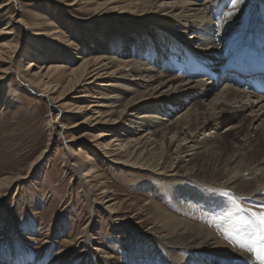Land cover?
<instances>
[{
    "label": "bare ground",
    "instance_id": "obj_1",
    "mask_svg": "<svg viewBox=\"0 0 264 264\" xmlns=\"http://www.w3.org/2000/svg\"><path fill=\"white\" fill-rule=\"evenodd\" d=\"M20 1L12 0L10 5L21 9L18 4ZM46 1L55 12L61 13L64 12V7L74 6L78 0ZM103 1L95 9L96 12L105 10L112 15L121 14L120 17L129 15L148 17L144 18L149 22L146 26L152 25L162 31L160 41L162 47L169 45L172 49L179 50L182 56L184 53L191 54V51L194 53L195 58L191 57V64L195 67V72L184 71L179 75L171 66L178 63V59L171 58L174 59L172 62L166 60L169 52H166L165 48L160 53L162 55L151 62L156 47L147 48L143 42L135 44L134 52L137 57L133 60L103 55L87 59L83 56L84 46L82 50L74 51V45L64 41L59 35L62 30L52 35L32 31L23 18H13L11 14L6 27L0 30V38H5L0 44V63L8 65L3 73L10 74L14 56L17 54L23 59L31 60L27 70L39 69L31 78L29 77L28 82L32 86L48 95L52 103L62 108L65 113L77 117L86 113L84 120L72 128L76 129L88 122L91 124L88 131L94 135L90 141L95 143L91 152L103 164L110 165L111 168L117 164V167L137 169L162 181H172L174 188L179 186L188 195L192 194V189L200 186L212 188L214 191L215 189L218 191V188L232 190L236 195L229 198V201L235 199L241 202L243 199L245 203H249L243 206L244 209H264V179L251 183L252 188L247 185L248 182L241 185L244 176L264 177V95L251 90V83L244 85L236 82L239 85L236 86L227 81L220 84L212 78L205 79L206 75L203 74L208 71L210 76L220 79L223 70L230 67L232 61L245 52L249 57V64L258 60L264 54V14L257 19L258 21H249L244 27L246 22L244 12L230 8L231 10L225 11L223 16L216 14L217 9L223 3H227L226 0ZM261 3H258V9L264 6ZM8 6L9 4H1L0 12ZM116 11L119 14L115 13ZM133 21L137 22L134 25L138 27L141 22H145L140 17H135ZM69 23L73 34L79 37L90 34L87 29H77L78 25L74 21L69 20ZM15 24L23 26L25 33L21 38L14 36L17 27ZM24 43L27 45L22 48L21 45ZM45 60L52 61L40 64ZM66 62L72 64V67H68ZM189 65L180 63L181 69L184 70ZM245 66H238L236 71L238 76L245 77V70H242ZM259 70H264V67L260 65ZM105 77L107 81L103 79ZM4 78L2 76L0 80ZM115 79L125 80L135 89V95L128 105L136 106L140 112L145 111L140 114L139 120L135 121L137 128L131 130L128 135H119V138L114 128L103 132V126H114L118 122L114 118V113L121 106L119 99L98 97L99 101L91 102L87 107H84V103L70 106L64 103L73 91L85 86L102 83L104 88H117L119 85H116L118 81ZM16 96L17 94L8 102L9 105L16 102ZM81 97L86 98V95ZM188 101L189 106L184 107ZM123 110L126 112V109ZM247 113L249 114L246 115ZM226 125L228 126L225 127L224 134L227 136H224L220 130ZM53 131L54 129H51V133ZM81 138L88 139L86 135H81L68 142L75 144ZM65 146V150L70 154V145ZM80 154L84 155L82 150ZM42 155L31 164L28 175L40 162ZM74 169L81 184L89 188L88 179L93 177L95 171L89 168L88 161L75 164ZM26 178L27 176L0 178L1 207L12 188L17 187ZM219 181L220 183L216 184ZM186 182L192 183L191 187L186 185L188 184ZM88 190L91 194L90 188ZM99 191L101 197L95 198L93 202L96 208L105 214L109 225L134 230L129 218H122L123 216L119 215L117 203H113L115 199L111 192L104 187ZM213 196V199H216L219 194L213 192ZM217 199L218 202L228 203L218 197ZM256 203L262 205L261 208L255 205ZM154 207L162 208L155 204ZM182 213L165 212L157 220L161 231L150 228L145 233H148L147 237L156 240L155 245L161 256L166 257L167 253L174 264H245L244 258L250 254L240 248L231 247L224 239V236L230 233V229L227 233L213 221L204 219L200 221L197 217H192L194 214L190 216ZM222 213L225 211L215 214L220 216ZM244 215L247 217L248 213L244 212ZM237 230L240 232L238 235L242 237L251 231L247 226ZM56 234L58 236V233ZM48 240L50 241V238ZM95 240L92 233H89L88 237L84 241L79 240L78 244L86 243L93 247L98 244ZM75 242L76 240L72 241ZM101 247L103 246L98 244L92 249L100 257L90 259L88 264H116V256ZM25 258L30 259L26 254L21 255V261L15 263L28 264ZM38 261L37 264L46 262L42 257Z\"/></svg>",
    "mask_w": 264,
    "mask_h": 264
},
{
    "label": "rangeland",
    "instance_id": "obj_2",
    "mask_svg": "<svg viewBox=\"0 0 264 264\" xmlns=\"http://www.w3.org/2000/svg\"><path fill=\"white\" fill-rule=\"evenodd\" d=\"M103 2V0H78L74 6L64 7V12L57 13L46 0H21L18 3L21 9L13 8V5H10L12 0H0V5L9 4L0 12V30L6 27L11 14L13 18H23L30 29H33L32 31L37 30L52 35L62 30L59 35L64 41L74 45V51L82 50L84 46L83 56L87 59L103 55L133 60L137 57L134 52L135 44L143 42L147 48L156 47L152 62L162 55L160 53L164 48L169 49V45L161 46L162 31L152 25L146 26L149 22L144 18L148 17L135 16L145 21L138 27L134 25L137 22L133 21L135 17L132 15L128 14L129 16L124 18L120 17L118 11L115 13L119 15H112L105 10L96 12L95 9ZM258 3L264 5V0H239L235 7L229 5L226 12L231 9L244 12L246 17L244 27H246L249 21H255L264 14V6L258 9ZM79 18L81 20L77 21L76 19ZM69 20L78 25L77 29H87L90 34L85 37L73 34ZM15 26L17 27L14 36L17 38L24 36L23 26L18 24ZM4 41L5 38H0V44ZM24 44L21 45L22 48L27 45ZM20 56L19 54L14 56L10 74L3 73L8 65L0 63V78L5 77L0 80V178L27 176L17 187L12 188L4 204L0 206V264H16L15 261L19 263L21 255L25 254L30 257L24 259L28 264L39 263L41 257L46 261L43 264H88L90 259L100 257L92 250L98 244L103 246L101 248L104 251L116 256V264H134V262L135 264H174L167 253L166 257L160 255L155 245L156 240L151 236V238L147 237L148 233L145 234L150 228L161 231L157 220L168 211L183 212L182 214L190 216L194 214L192 217H197L200 221L203 219L213 221L227 233L230 229L231 235L240 234L237 229L247 226L244 223L246 216L242 210L243 206L249 203H245L243 199L241 202L235 199L229 201V198L236 195L232 190L218 188V191L217 189L214 191L211 190L212 188L200 186L192 189V194L188 195L179 186L174 188L172 181H162L147 176L137 169L117 167V164L112 168L103 164L91 152L92 146L95 145L90 141L94 133L90 134L88 131L91 129L89 128L91 124L88 122L76 129L72 128L84 120L86 113L78 117L71 116L62 108L56 107L48 95L28 82L39 69L27 70L31 60ZM51 61L45 60L40 64H48ZM66 63L68 67H72V64ZM106 78L103 79L107 81ZM115 80L118 81L116 84L119 85L118 89L104 88L102 83L85 86L73 91L64 103L69 106L84 103V107H87L91 102L99 101L98 97L119 99L121 106L114 113L117 124L103 126V132L114 128L119 138V135H128L131 130L137 128L135 123L145 111L140 112L136 106L128 105L135 95L132 85L125 80ZM15 94H17L16 102L9 105L8 102ZM82 95H86V98H82ZM189 104L190 101L184 107H188ZM123 109H126V112ZM227 126H223L224 128L220 130L221 135L227 136L224 134ZM51 129H54L53 133ZM81 135H86L88 139L81 138L75 144L68 142ZM64 143L70 145V154L65 150ZM80 150L84 155L80 154ZM41 155L40 162L28 175L31 164ZM84 160H87L89 168L95 171L93 177L88 179L91 194L89 188L81 184L74 169L75 164H80ZM259 179L264 177L259 175L254 178L247 175L244 176L241 185L248 182L247 185L252 188L251 183ZM186 183L191 187L192 183ZM219 183L220 181L216 184ZM102 187L111 192L115 199L113 203H117L119 215L123 216L122 218H129L132 227L137 231L109 225L105 214L96 208L93 202L95 198L101 197L99 190ZM213 192H217L220 196L217 197L228 203L218 202L217 197L213 199ZM153 203L162 208H155ZM255 205L259 208L262 206L257 203ZM219 211L225 213L218 216L215 213ZM89 233H92L98 244L93 247H89L86 243L79 245L78 241H84ZM134 235L136 237H133ZM73 240L76 242L72 243Z\"/></svg>",
    "mask_w": 264,
    "mask_h": 264
},
{
    "label": "snow or ice",
    "instance_id": "obj_3",
    "mask_svg": "<svg viewBox=\"0 0 264 264\" xmlns=\"http://www.w3.org/2000/svg\"><path fill=\"white\" fill-rule=\"evenodd\" d=\"M239 0H231L233 7ZM248 213L244 223L251 231L245 236L226 234L224 239L231 247L240 248L250 254L245 264H264V209H244Z\"/></svg>",
    "mask_w": 264,
    "mask_h": 264
}]
</instances>
